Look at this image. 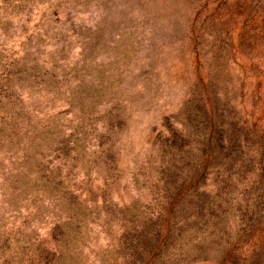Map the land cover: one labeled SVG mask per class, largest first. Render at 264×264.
<instances>
[{
  "label": "trees",
  "instance_id": "obj_1",
  "mask_svg": "<svg viewBox=\"0 0 264 264\" xmlns=\"http://www.w3.org/2000/svg\"><path fill=\"white\" fill-rule=\"evenodd\" d=\"M29 1L0 0L5 10L0 34L8 12ZM248 8L249 18L262 12L264 21V0H250ZM199 34L197 27L190 31L194 48L199 46ZM250 41L251 47L259 42L254 64L260 54L264 56V34ZM27 42L32 43L31 37ZM29 51L21 57L12 53V60L0 57V148L6 152L0 157L19 161L16 172L10 170L14 179L6 195L14 204L11 192L20 189L30 200H40L37 207L43 206L42 199L51 198L62 214L51 229L53 244L23 229L9 233L1 224L0 264H264V74L222 76L226 63L221 60L212 62L214 72L196 73L178 125L170 123L174 117H166V132L154 140L157 160L148 159L155 203L151 210L140 199L119 205L107 197L111 192L107 182L118 167L111 151L95 160L88 156L96 99L89 97L84 77L70 93L69 102L79 106L81 120L69 135L57 118L45 119L36 107L26 106L18 85L46 86L52 93L61 89L56 60L48 62L50 67L41 66ZM96 89L102 97L103 89ZM107 122L110 131L116 117L110 115ZM46 150L56 154L59 165L45 160ZM92 162L110 173L103 178L106 185L72 188L77 184H71L75 167L81 164L90 175ZM17 211L19 215L21 210ZM93 223L106 233L121 223L120 234L97 252L94 262H87L85 247Z\"/></svg>",
  "mask_w": 264,
  "mask_h": 264
},
{
  "label": "rangeland",
  "instance_id": "obj_2",
  "mask_svg": "<svg viewBox=\"0 0 264 264\" xmlns=\"http://www.w3.org/2000/svg\"><path fill=\"white\" fill-rule=\"evenodd\" d=\"M249 4L250 0H30L8 12L4 26L7 34L4 30L0 34V57L12 60V53L21 57L30 49L29 56L39 60L41 66L50 67L48 62L54 59L57 63L60 91L48 92L46 86H17L28 108L36 107L45 119L57 118L69 135L81 120L79 106L69 102L71 90L81 77L88 83L89 97L96 99L90 113L93 124L88 130V156L95 160L111 151L118 168L111 177L92 162L90 175H86L80 164L72 173L71 184L77 183L72 188L91 184L103 188L107 175L111 177L107 182L111 184L109 199L119 205L140 199L153 210L148 159L153 158V163L157 160L154 140L166 132L165 118L174 117L170 123L178 125L176 119L182 117L196 73L202 70L206 76V71L214 72L212 62L221 60L226 63L222 76L264 74L263 55L252 64L259 42L250 45L254 35L264 34L263 14L257 12L249 18ZM4 14L0 4V15ZM194 27L200 29L197 48L191 43ZM98 87L104 91L102 97L97 96ZM110 115L117 122L108 132ZM0 153L6 152L0 148ZM45 160L53 167L59 165L50 150H46ZM18 163L11 157H0V225L4 223L9 233L23 229L35 239L47 238L53 244L51 229L62 214L60 207L48 197L42 199V207H37L40 200H30L16 188L11 192L14 204L10 194L6 195L14 179L10 170L15 171ZM63 171H67L66 166ZM17 209L21 210L19 215ZM98 223L92 224L85 247L87 262H94L97 252L109 247L120 234L121 223L114 225L113 233H106Z\"/></svg>",
  "mask_w": 264,
  "mask_h": 264
}]
</instances>
